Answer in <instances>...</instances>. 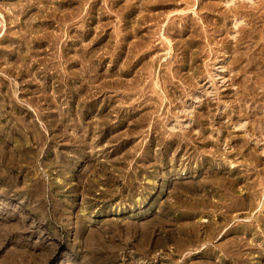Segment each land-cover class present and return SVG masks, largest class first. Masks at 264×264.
<instances>
[{
	"label": "rangeland",
	"instance_id": "obj_1",
	"mask_svg": "<svg viewBox=\"0 0 264 264\" xmlns=\"http://www.w3.org/2000/svg\"><path fill=\"white\" fill-rule=\"evenodd\" d=\"M263 13L0 0V264H264Z\"/></svg>",
	"mask_w": 264,
	"mask_h": 264
},
{
	"label": "bare ground",
	"instance_id": "obj_2",
	"mask_svg": "<svg viewBox=\"0 0 264 264\" xmlns=\"http://www.w3.org/2000/svg\"><path fill=\"white\" fill-rule=\"evenodd\" d=\"M249 1H252V0H249ZM254 5V3H251V5H249V3H248V5L246 4V3H244L241 7L242 8H245V9H249L248 11H243L242 13L244 14V17L243 18H241V19H243V22L245 23L244 25H242V26H240V28L238 29L239 30V34H240V37H244L245 35L246 36H248L247 34H250V32H251V30H250V28L251 29H255V26L257 25V22L256 21H259L260 19H258V20H256L255 18H257V17H259V16H262L261 14L260 15H258L257 17H256V15H255V17H254V14H255V12H254V10H255V8H257V7H253V5ZM240 5V4H239ZM254 6H256V5H254ZM258 6V5H257ZM234 8V7H233ZM238 8L239 7H237L235 10H234V12L237 10V11H239L238 10ZM230 11V9L228 8V10H227V12H226V14H228V12ZM249 12V13H248ZM259 12V11H258ZM237 14V13H236ZM264 14V13H263ZM242 15V14H241ZM245 16H247V17H245ZM242 17V16H241ZM261 19H262V17H260ZM263 18H264V15H263ZM262 22V21H261ZM240 23H241V21H240ZM259 25V24H258ZM237 26V25H236ZM256 27H258V26H256ZM253 31V30H252ZM255 31V30H254ZM247 33V34H246ZM245 36V37H246ZM249 36H251V35H249ZM254 36V35H253ZM244 37V38H245ZM250 38V37H249ZM240 247H242L243 245L241 244V245H239ZM237 247H238V245H237ZM232 249V248H231ZM238 249H239V247H238ZM227 251V250H226ZM229 251V250H228ZM235 251V250H234ZM233 251V252H234ZM231 252H232V250H231Z\"/></svg>",
	"mask_w": 264,
	"mask_h": 264
}]
</instances>
